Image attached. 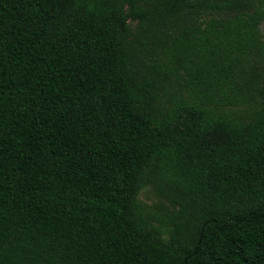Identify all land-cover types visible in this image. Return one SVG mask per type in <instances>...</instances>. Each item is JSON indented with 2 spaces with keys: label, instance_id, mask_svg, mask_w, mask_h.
<instances>
[{
  "label": "trees",
  "instance_id": "1",
  "mask_svg": "<svg viewBox=\"0 0 264 264\" xmlns=\"http://www.w3.org/2000/svg\"><path fill=\"white\" fill-rule=\"evenodd\" d=\"M263 23L264 0H0V264H264Z\"/></svg>",
  "mask_w": 264,
  "mask_h": 264
},
{
  "label": "rangeland",
  "instance_id": "2",
  "mask_svg": "<svg viewBox=\"0 0 264 264\" xmlns=\"http://www.w3.org/2000/svg\"><path fill=\"white\" fill-rule=\"evenodd\" d=\"M262 33L264 36V23L262 25ZM139 199L143 204L154 209H171L169 204L164 199L158 197L153 188L150 186L146 187L141 192Z\"/></svg>",
  "mask_w": 264,
  "mask_h": 264
}]
</instances>
